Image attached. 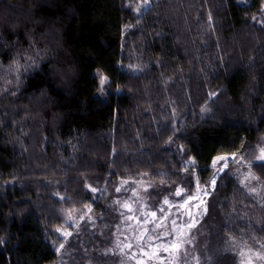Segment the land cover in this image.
Instances as JSON below:
<instances>
[{"label": "trees", "instance_id": "trees-1", "mask_svg": "<svg viewBox=\"0 0 264 264\" xmlns=\"http://www.w3.org/2000/svg\"><path fill=\"white\" fill-rule=\"evenodd\" d=\"M143 4L0 0V264H136L118 250L138 182L157 210L225 154L244 161L216 176L176 263L264 249V0Z\"/></svg>", "mask_w": 264, "mask_h": 264}, {"label": "rangeland", "instance_id": "rangeland-1", "mask_svg": "<svg viewBox=\"0 0 264 264\" xmlns=\"http://www.w3.org/2000/svg\"><path fill=\"white\" fill-rule=\"evenodd\" d=\"M227 156L231 159L232 154L218 155L217 157ZM212 161L214 168L220 164V168L216 171V176L221 172L220 169L223 167L224 163L227 161H217L215 164ZM224 169V168H223ZM211 179L209 185L199 186V189H206L209 194V189H212ZM150 184L145 182H138L133 194L135 193V199L132 197L127 198L123 204L125 210L122 211V222L123 226L121 227L120 235L122 237V242L119 247V252H122L127 255V257L133 260L136 264H140L143 261V264H177L176 259H171L168 252H164L162 249L157 248V244L167 245L176 235L175 229L182 225L192 222L194 219L197 223L199 215L204 210V202L207 195H204L203 192H200L198 188L192 194L198 193L203 200V204L197 208L194 205L198 204L199 201H192L189 205H186L183 208L178 207L184 203V200L187 199V196L183 197H166L168 204H165L163 200L162 205L157 210H151L146 207V188ZM191 211L192 217L190 218L188 212ZM152 213H156L155 216H152ZM75 220H78L81 216V213L76 211L73 213ZM173 221H176V224L173 225ZM195 223V224H196ZM182 232L185 237H189L190 229L187 227L182 228ZM143 237V239H140ZM151 237V240H149ZM159 237V241H157ZM131 243L133 246L131 248L125 247L127 244ZM139 245V246H138ZM143 250L148 252L149 255H143L141 247ZM124 250L121 251L120 249ZM153 250L156 251V255L153 256ZM261 253L264 254V249L252 248L248 246H237V256L238 264H246L249 252ZM241 253L244 256H241ZM251 264H264V259L259 258L258 256L253 255L251 257Z\"/></svg>", "mask_w": 264, "mask_h": 264}, {"label": "snow or ice", "instance_id": "snow-or-ice-1", "mask_svg": "<svg viewBox=\"0 0 264 264\" xmlns=\"http://www.w3.org/2000/svg\"><path fill=\"white\" fill-rule=\"evenodd\" d=\"M149 2H150V0H144V4L140 5V6H137L136 11L139 12L141 10V7L148 5ZM19 69H20V66L18 64L14 68L12 66H10V70L19 71ZM105 79L106 78H102L101 79V83L102 84L105 83ZM211 95L215 96V93H212ZM202 111H209V109L207 107H205L204 109H202ZM228 159H229V157H227V156H220V157H217L216 160L213 161V163L215 164L217 161H227ZM231 159L236 160L237 163H240V162L244 161L243 157H240L239 160H237L236 154H232ZM255 160L257 162H260V166L264 167V148H261L259 150V155H257L255 157ZM248 165H249V168H251L252 165H251L250 161L248 162ZM227 166H228L227 163H224V165L220 169V171H223V168H226ZM253 178L254 179H258L256 177H254V175L249 171V173L245 177V179L247 180V179H253ZM211 184H212V186L215 185V179H213ZM196 187L199 189V185L198 184L196 185ZM91 191L95 192L96 189H91ZM117 191H119V189H117ZM199 191L203 192L204 195L208 194L206 189H199ZM249 191L252 192V193H256L257 189L256 188H250ZM184 192H185L184 189L178 188L176 190V192H175V195L180 196ZM185 195H187V199H185L184 203L182 205H179L178 207L183 208L186 205H189V203L192 202V201H199L198 204L194 205L197 208L200 206V204H203V200H202V198L200 197V195L198 193H195V194L185 193ZM164 203L168 204L169 202H168L167 199H165ZM155 215H156V213H152V216H155ZM188 215H189L190 218L192 217L191 211L188 212ZM172 223H173V225H175L176 221H173ZM195 223H196V221L194 219H192V222L187 223L186 225H182L180 227H177L175 229L176 235L174 236V238L167 245H163V244H159L158 243L157 244V248L158 249H162L164 252H168L170 254V258L171 259H178L180 255L187 256L188 253H187L186 250H184V245L191 244L192 243V239L185 237L184 233L182 232V228L183 227H187L188 229H191V228H193L195 226ZM57 231H59V229H57ZM64 235L67 236V235H70V233H64ZM140 239H143V237H141ZM149 240H151V237H149ZM157 241H159V237H157ZM132 246L133 245L131 243H129L125 247L131 248ZM63 247H64L63 244L59 245V248H63ZM140 247H141V251L143 252V255L148 256L149 253L144 251L142 246H140ZM59 248L57 250H59ZM120 250L123 251L124 249L121 248ZM152 255L153 256L156 255V251L155 250H153ZM253 255L258 256L261 259H264V254H261V253L253 254L250 251L249 252V257H248V260H247L246 264H251V257ZM241 256L243 257L244 254L241 253ZM140 264H143V261H141ZM196 264H199V260L198 259L196 260Z\"/></svg>", "mask_w": 264, "mask_h": 264}]
</instances>
